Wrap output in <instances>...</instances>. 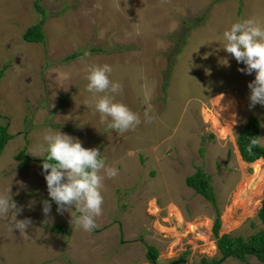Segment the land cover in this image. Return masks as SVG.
Returning <instances> with one entry per match:
<instances>
[{
    "label": "rangeland",
    "instance_id": "374dc122",
    "mask_svg": "<svg viewBox=\"0 0 264 264\" xmlns=\"http://www.w3.org/2000/svg\"><path fill=\"white\" fill-rule=\"evenodd\" d=\"M33 1L0 0V68L6 66L0 123L12 135L0 154V193L9 187L23 209L16 219L32 222L19 233L10 231L11 207L0 218V264H148L150 246L158 264H209L221 256L211 232L216 211L219 235L246 239L263 227L257 217L263 194L257 205L234 206L231 218L223 217L236 186L253 173L250 162L239 159L238 133L255 116L264 146V106L249 107L247 85L255 74L238 71L244 65L217 41L233 22L264 20V0H40L42 43L22 37L42 17ZM73 52L81 55L66 60ZM85 64L111 66L110 79L122 86L115 99L140 115L139 125L121 134L101 123L88 106ZM225 95L235 100L234 111L231 102L222 105ZM49 128L98 148L118 170L104 181L102 214L90 232L71 222L74 206L60 214L48 196L42 158L33 155ZM21 149L30 158L23 168L15 158ZM197 167L210 179L215 208L185 183ZM44 200L51 204L48 216ZM193 223H199L194 231ZM217 264L264 263L247 254Z\"/></svg>",
    "mask_w": 264,
    "mask_h": 264
},
{
    "label": "clouds",
    "instance_id": "9594fccd",
    "mask_svg": "<svg viewBox=\"0 0 264 264\" xmlns=\"http://www.w3.org/2000/svg\"><path fill=\"white\" fill-rule=\"evenodd\" d=\"M217 42L222 43L221 48L226 53L244 65L238 71L255 74L247 85L250 89L249 107L257 104L264 106V20L247 18L233 22L222 33V41ZM88 55L85 52V56ZM224 63L227 64V61ZM84 72L87 91L92 93L88 106L99 113L101 123L121 134L140 124V115L115 99L122 86L110 79V65L85 64ZM145 100H150L147 94ZM144 117L149 122L152 119L147 111ZM43 141L37 149L39 154L32 155L42 158L48 196L55 202L60 214L74 206L77 215L71 217V222L85 231H92L98 227L95 218L102 214L104 181L115 178L118 170L106 164L98 148H86L78 138L59 130L49 128L43 135ZM252 143L255 144V141ZM10 207L13 212L10 231L17 229L19 233H26L31 219H16L23 209L11 199L8 187L6 192L0 193V218L8 214ZM42 211L45 216L50 214L48 200L42 201Z\"/></svg>",
    "mask_w": 264,
    "mask_h": 264
},
{
    "label": "trees",
    "instance_id": "16d2710c",
    "mask_svg": "<svg viewBox=\"0 0 264 264\" xmlns=\"http://www.w3.org/2000/svg\"><path fill=\"white\" fill-rule=\"evenodd\" d=\"M33 6L35 10L42 15V17L36 22L30 25L22 37L28 42H44L45 36L43 32V24L46 19V10L42 6L40 0H34ZM81 55V52H73L66 56L67 59H72ZM6 66L3 65L0 68V77L3 74ZM260 123L255 116H250L248 118L247 124L239 131L237 136V146L242 160L246 162H254L259 158H264V146L257 142L259 135ZM12 138L11 133L7 130V125L0 123V154L7 143V141ZM255 141V144L252 142ZM16 159H21L19 162L20 167H26L29 156L21 149L15 156ZM185 183L187 186L194 189V191L206 198L211 204L216 207V196L215 192L211 186L210 179L206 176L201 167H197L196 171L186 176ZM261 206L257 212V217L263 224V227L256 231L251 236L244 239L240 235H232L229 233L218 234L219 228L221 226L220 214L216 211V215L213 218L211 232L216 238V245L221 254L220 258L212 259L209 264H217L219 261L226 257H235L239 260H243L247 254L254 255L258 260L264 263V190L262 192ZM53 230L61 232L64 230L63 225H54ZM157 255V250L155 247H149L146 256L149 261H154ZM203 262L206 260L203 259ZM202 262V263H203Z\"/></svg>",
    "mask_w": 264,
    "mask_h": 264
},
{
    "label": "bare ground",
    "instance_id": "6f19581e",
    "mask_svg": "<svg viewBox=\"0 0 264 264\" xmlns=\"http://www.w3.org/2000/svg\"><path fill=\"white\" fill-rule=\"evenodd\" d=\"M226 96H227V98H226ZM221 102H222L223 106H227V105L232 106V104L235 105V103H234L235 100L233 98H231L230 95H225V97L222 96ZM231 108H233V111H234V109L236 108V105L232 106ZM226 110L228 111V109H226ZM233 111H232V113H233ZM222 117H223V115H222ZM207 118H208V115H207ZM213 123H214V127L219 132H221L223 135L227 133V131L224 129V127L223 128L220 127L219 121L216 118L213 119ZM239 159L241 162L246 163L245 161H243L241 159L240 156H239ZM250 164L253 166V173L249 177L245 176L247 178L245 179V177H244L241 180V182L236 186V191H235V194L232 198V206L228 207L229 211L226 209L227 212H225V214L223 216L224 218H226L227 215H229V217H230L234 206L236 207L238 205H242L245 203L246 207H244V208L247 209V206H249L254 200H256V198H260L262 195V189L264 187V158H259L258 160L254 161ZM253 204H254V202H253ZM257 204H258V200L255 201L254 205H257ZM251 206H252V204H251ZM171 211L172 212L175 211L176 218L180 223L183 222V218H182L181 214H179V211H177V209L175 207H172ZM206 221H205V223L209 229L210 220H206ZM201 224H202V222H201ZM198 226H199V223L198 224L193 223L192 225L189 226V228H190V230L194 231L195 229L198 228Z\"/></svg>",
    "mask_w": 264,
    "mask_h": 264
},
{
    "label": "flooded vegetation",
    "instance_id": "af4514ba",
    "mask_svg": "<svg viewBox=\"0 0 264 264\" xmlns=\"http://www.w3.org/2000/svg\"><path fill=\"white\" fill-rule=\"evenodd\" d=\"M147 260H148V259H147ZM156 260H157V258H156V257H155V260H154V261H152V262L148 260V264H158V263L156 262ZM179 260H180V259H179ZM179 260H178V261H179ZM174 262H175V261H173V262H172V263H170V264H173Z\"/></svg>",
    "mask_w": 264,
    "mask_h": 264
},
{
    "label": "water",
    "instance_id": "95a60500",
    "mask_svg": "<svg viewBox=\"0 0 264 264\" xmlns=\"http://www.w3.org/2000/svg\"><path fill=\"white\" fill-rule=\"evenodd\" d=\"M176 262H178V261H175L173 264H175Z\"/></svg>",
    "mask_w": 264,
    "mask_h": 264
}]
</instances>
